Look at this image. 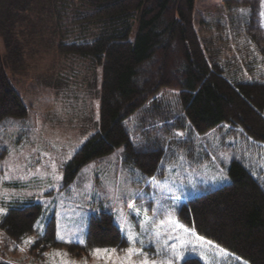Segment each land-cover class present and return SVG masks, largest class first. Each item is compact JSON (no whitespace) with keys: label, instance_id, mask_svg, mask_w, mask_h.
<instances>
[{"label":"rangeland","instance_id":"rangeland-1","mask_svg":"<svg viewBox=\"0 0 264 264\" xmlns=\"http://www.w3.org/2000/svg\"><path fill=\"white\" fill-rule=\"evenodd\" d=\"M225 1L196 0L194 20L202 43L208 55H216L225 66L230 79H259L264 76V0H232L230 8ZM104 2L24 0L29 7L14 23L22 63L8 59L0 34L3 67L29 109L26 117L0 122V219L15 202L44 206L34 233L12 242V251L14 247L17 251L7 260L142 264L147 258L148 264H181L185 257L197 256L205 264H244L186 226L177 210L209 188L229 184L233 159L243 160L264 182V146L255 145L241 128L228 123L198 133L184 117L175 89H162L128 120L136 138L159 137L167 148L171 146L160 175L144 177L125 162L121 146L87 163L67 184L66 165L99 127L103 68L91 57L64 53L60 47L86 40L81 19ZM101 210L113 213L125 249L72 254L67 245L86 243L91 216ZM52 217L57 240L65 245L33 255L32 246ZM3 239L0 232V243Z\"/></svg>","mask_w":264,"mask_h":264},{"label":"trees","instance_id":"trees-1","mask_svg":"<svg viewBox=\"0 0 264 264\" xmlns=\"http://www.w3.org/2000/svg\"><path fill=\"white\" fill-rule=\"evenodd\" d=\"M225 3L230 8L234 1ZM28 7L24 0H0V34L12 62L22 63L14 23ZM195 10L196 0H105L81 19L86 40L61 45L62 52L91 57L103 68L99 127L66 165L67 184L87 163L121 146H125V162L144 177L160 175L171 146L167 148L159 137L136 138L128 120L166 88L179 91L184 117L198 133L228 123L241 128L255 145L264 146V76L230 79L216 55H208L195 26ZM247 57L243 59L249 64ZM3 58L0 51V122L26 117L29 112L5 72ZM229 175V184L209 188L182 204L178 218L240 263L264 264V182L241 159L231 161ZM43 211V204L35 201L8 206L0 219L4 237L0 264H12L7 260L17 251L16 247L12 251V242L34 233ZM64 245L57 240L52 217L32 252L42 256ZM126 245L113 213L101 210L91 216L86 243H71L67 248L81 256L95 248L123 251ZM181 264L205 263L190 256Z\"/></svg>","mask_w":264,"mask_h":264},{"label":"snow or ice","instance_id":"snow-or-ice-1","mask_svg":"<svg viewBox=\"0 0 264 264\" xmlns=\"http://www.w3.org/2000/svg\"><path fill=\"white\" fill-rule=\"evenodd\" d=\"M177 135H179V133H178ZM185 231H187V230H185ZM25 243H31V241H26ZM105 252H107V250H105ZM96 254H99V250H97V253H96ZM175 259H176L177 262H179L181 258H180V256L177 254L176 257H175ZM185 259H186V257H185ZM142 264H148V260H147V258H144V259H143Z\"/></svg>","mask_w":264,"mask_h":264}]
</instances>
